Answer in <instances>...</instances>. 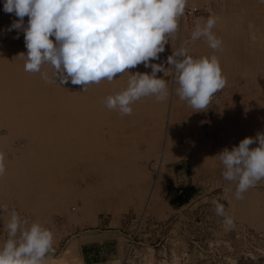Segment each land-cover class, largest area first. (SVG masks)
I'll list each match as a JSON object with an SVG mask.
<instances>
[{
    "label": "rangeland",
    "instance_id": "obj_1",
    "mask_svg": "<svg viewBox=\"0 0 264 264\" xmlns=\"http://www.w3.org/2000/svg\"><path fill=\"white\" fill-rule=\"evenodd\" d=\"M242 3L245 5L252 4L254 10L248 11V17L245 16V20L237 16L236 26L246 31L248 35L251 32L253 34L256 33L253 38L250 37V34L248 41L256 44L260 43L259 37L262 31H264L261 30V28L264 29V2L262 0H224L219 2L220 6L217 5L213 8V11L215 15L221 11L228 14L235 13L237 11L233 12L231 8ZM189 4L198 6L194 0H189ZM3 5L0 1V16L5 13ZM238 9V11L242 12V9ZM199 16L200 18L202 17L201 20H206L210 16V13L207 9L201 8L200 13L187 21L185 26L181 27L179 23L178 31L173 35L174 42L177 39L176 43L185 48L203 41V39H199L193 42L191 40L192 32L188 31L195 28V21H197ZM237 38H240V35ZM187 49L189 50V48ZM166 61L167 59L160 58L153 61V63L166 64ZM262 62L264 64V60ZM165 66L167 67V64ZM129 72L133 73V70L130 69ZM148 73H151V70ZM169 74L170 70L167 69L164 73L157 74L168 85L167 97L164 99L166 106L161 109L162 111H158L159 107L157 108L155 104L153 106L155 110L153 109V111L148 110L149 107L145 109L146 105L143 107L139 105L134 108L132 107L134 112L131 115L132 117L122 116L120 113L115 115L116 112H107L103 117L101 115V106L107 96L124 90L117 88L119 84L118 80L112 81V86L110 85L109 87L106 86L105 81H101L99 84H91L87 87L86 91H82L81 86L72 85L70 82L63 86H60L58 83H49V105L51 106L52 102L56 104V108L58 104L64 105L67 114L72 113L73 117L74 114L76 116V118H73L70 115L71 119L66 121L67 124L57 123L55 125L54 122L58 120V115L57 113H52L50 108L49 110L47 109L50 119L52 116L54 121H51L52 123L46 126L45 142L48 145L46 152L48 154V173H46V176L47 178L55 176L52 178L53 183L54 181L56 184L64 182L65 189L60 193V190L53 191L51 187V196L47 192L46 196H44L45 201L41 205L38 204L39 206L37 205L35 209L31 206L32 204L29 199L19 202L16 196L8 195V193L0 190V204H7L10 209L15 208L20 216L27 219L29 223L40 222L53 232L54 252L50 254L46 260V264H62V261L56 260L55 257L62 253L67 239L83 234L86 231L98 229L99 227H107L110 221L118 220L119 218L123 220L125 235L129 233L131 235L134 231H138L132 225L134 220L145 218L144 221H147L148 225L143 226V228L146 229L145 233L147 235L146 237H141L138 234L135 239L133 237V242L138 243L139 247L144 246L148 249H154L156 252L159 251L163 264H183L186 258L188 260L185 264H264V216L250 219L240 217L239 212L233 205L236 200V184L223 178V165L219 161L218 156H216L223 148L219 140L225 136L228 130L237 133L246 131L249 133L248 137H255L257 133H264V114L257 122L254 115L244 110L243 97L236 90L242 86V83L238 81L226 85L222 90L218 91L216 93L217 100H212L208 105L209 109L207 110L211 111L214 106H218L224 102L222 112L216 113L214 116L210 114L209 118L203 119L204 112H206L204 109L202 111L203 114H201L203 120L199 121L200 116L198 112H194L195 109L186 105L184 101H179L177 107H170L173 86L171 85L170 87ZM116 79L119 78L116 77ZM175 84L176 86L178 85L177 83ZM62 98H64V102H62ZM153 98L155 97L149 96L140 100L145 102L151 101ZM75 107H78L77 109L80 112ZM60 110V107H58L56 112H60ZM79 114L81 117L83 116L82 118L80 117L81 119L78 117ZM136 116H138V119ZM157 117H161L160 120L162 121L157 120ZM21 118L24 120L20 119V124L25 126L31 123V121H28L29 118L27 116L28 120L24 116H21ZM133 120H136L137 123L145 124V126L143 128L140 127L141 129L133 128L132 126H136L135 124H131ZM150 121L151 123H149ZM167 123L168 127L166 129ZM244 125L245 128H242ZM111 128L115 132V134L113 133L114 136L110 135L112 133L109 132ZM187 128L191 130L188 131ZM116 131H121L123 135L116 134ZM166 131L168 135L173 136L174 142L177 143L180 139L184 140L185 144L181 147L179 145V147L184 149L182 156L185 159L178 161L175 158L180 157V155L173 152L174 155L163 161L156 174V170H154V164L156 163L154 154L162 150V139ZM8 135V129L0 127V140L1 137ZM131 135H135L133 136L135 138L134 141ZM104 138H107V140H104ZM236 138L238 139V137ZM9 139L8 141H11L10 145H12V149L14 148L15 150L19 149V146H22L24 143V139L20 137ZM113 139L118 140L123 148L127 147L126 149H129L133 142L136 143L135 151L137 152H133L134 159H130L127 162L128 164H113L119 157H116V154L101 152L104 147L113 146V142L116 141ZM238 140H241V138ZM101 145L105 146L102 147ZM254 146L255 144L251 145V148H254ZM77 147H81L79 152H77ZM177 148L174 146V150ZM10 149L11 146L3 149V154L7 160L13 159V153L10 152ZM231 149L232 147L229 148V150ZM133 156L130 155L127 158ZM124 159L121 158V160ZM130 164H132L131 167H126V165ZM103 165H106V167ZM60 166L64 167L60 168ZM101 175H113L115 177L118 175L135 176L132 178L133 185L139 184L144 187L142 200L139 201L135 194L127 198V190H124V195L109 193L106 189L101 190V181L98 182V178ZM175 188L188 189L191 193L189 200L185 201L182 197L174 196L171 190ZM152 191L151 206L146 207V198ZM250 193H256L264 197V180L258 182L254 188L249 189L244 193V196ZM82 194L87 199L84 202L85 206L82 203ZM98 194H101V197ZM115 195H117L116 199H114ZM125 198L127 199L123 201ZM213 200L223 204L226 214L234 219L235 227L233 229H225L222 223L223 218L217 216L214 211ZM169 201L170 203H178L179 208H169L167 206ZM262 204L264 203L262 202ZM88 215L91 216L89 217ZM158 219L163 220V223H158ZM0 226L2 227V223H0ZM2 236L6 238V233L2 232ZM223 243L225 245H222ZM194 244H197L201 248L202 254L200 256L198 253L196 255L189 253ZM209 244H212V246L218 244L219 249L213 250L212 247V253L208 254L204 252L210 251L208 249ZM187 250L188 254L186 255ZM183 254L184 258H181Z\"/></svg>",
    "mask_w": 264,
    "mask_h": 264
},
{
    "label": "clouds",
    "instance_id": "obj_2",
    "mask_svg": "<svg viewBox=\"0 0 264 264\" xmlns=\"http://www.w3.org/2000/svg\"><path fill=\"white\" fill-rule=\"evenodd\" d=\"M187 4L188 0H4L3 10L18 17L7 31L24 34L27 53L19 56L25 60L26 72L40 73L46 83L63 86L70 82L82 91L128 73L127 87L107 96L104 103L109 110L131 116L132 105L142 98L166 99L168 85L157 75L166 69L177 76L176 94L194 112L208 108L213 96L226 86L216 55L193 58L181 47L167 57V67L153 63L178 31ZM217 19L209 16L197 22L191 40L203 38L211 49L220 50L222 40L213 32ZM141 64L151 68V73L129 72ZM45 65L53 70L51 76L42 70ZM253 144L258 146L251 148ZM216 156L223 165V178L236 184L235 199H243L244 193L264 180V133L245 137L238 146L225 147ZM5 172V156L0 152V176ZM212 204L225 229H233L234 219L224 205L216 200ZM0 223L6 233L0 240V264H46L54 252L49 228L29 223L7 204H0Z\"/></svg>",
    "mask_w": 264,
    "mask_h": 264
},
{
    "label": "bare ground",
    "instance_id": "obj_3",
    "mask_svg": "<svg viewBox=\"0 0 264 264\" xmlns=\"http://www.w3.org/2000/svg\"><path fill=\"white\" fill-rule=\"evenodd\" d=\"M0 1H1V4L3 5L4 0H0ZM228 3H229V1H228ZM238 8L242 9V12L238 11L239 10ZM214 10H216V9H214ZM251 10L252 11L254 10L252 4L251 5L250 4L245 5L244 3H242V4H238V5L234 6V8H231V11H233V12L237 11V12L231 14V16L229 17L230 18L229 24H225L224 18H221V17H218L215 15V17H218L216 26H219V27H221V30L222 29H224V30L221 32L222 47L220 50L214 51V55H216L219 59V63H220V67L222 69V73L227 79L226 85H230V84H232L234 82H238V81H240L242 83V86L237 88L236 90L243 97L244 110L248 111L247 113H249V114L251 113L252 115H254V118L258 122L262 118V115L264 114V67H263L264 64L262 62L264 60V31H262V34L259 37L260 43L256 44L254 42L248 41V37L250 36V34H251L250 37L253 38L255 36L254 34H256V33L253 34V32H251L248 35L246 31H244L243 29H240L236 26L237 25V19L236 18H238L239 16L241 19L242 18L244 19L245 16L248 17L247 13H248V11H251ZM238 12H239V14H238ZM263 17H264V14H263ZM16 19H18V17H16L14 14H10V13H4V15L0 16V127L8 129V134H9L6 137H1L0 152H3V149L5 147L7 148V147L11 146L10 152L13 153L12 154L13 155L12 160L5 159L6 172H5V175L0 176V190L3 191L4 193H8V195L11 194L14 197L16 196V198L18 199L19 202H21L24 199H26V200L29 199L31 204H32L31 206L33 207V209H35V207H37L38 204L41 205V203H43L45 201L44 196H46L47 192H48V195L51 196V193H50L51 187H52L53 191L60 190V193L62 192V190L65 189L64 182L56 184L55 181H54V183L52 182V178H54L55 176L52 178L51 177L47 178V176H46V173H48L47 172L48 154L46 153L48 145L45 142V140H46V128H47L46 126L48 124L52 123L51 121H54L52 116L50 119L48 110L50 108V111H52V113H57V115H58V120H56V122H54L55 125L57 123L58 124L59 123H63V124L66 123L67 124L66 121L71 119L70 115H72V117H73V114L72 113L67 114L64 105H59V104H58V107H60L61 110H60V112L59 111L56 112V110L58 109V107L56 108V104L54 102H52V104L50 106L49 105L50 102L48 101V100H50V97H48L49 83H46L45 80L42 79L40 73H28L24 70L25 60H24V58L19 56L20 53H25V54L27 53V49L25 47V42H24V34L22 31L18 32L15 29H13L12 31H7L8 27ZM24 19H25V24H27L28 17H25ZM261 30H264V29L261 28ZM219 33H220V31H219ZM238 35H240V38H237ZM17 36H19V38H16ZM169 40H170L169 43L165 46V51L160 54V58L167 59V57L172 54V51H175V50L181 48V46L176 43L177 39L174 42L173 36H171L169 38ZM199 50H201V49H199ZM203 53L205 54V52H203ZM190 54H191V52H190ZM42 70L46 71L49 76L52 75L53 70L49 66L45 65ZM132 70H133V73L137 72V70H138V72H141V73H145V72L148 73L151 70V68H145L143 66V64H141V65L137 66V68H134ZM128 76H129L128 73H124L121 76L118 75L117 78H119V79H115V80H118L119 84H118V87L117 86H115V87L125 89L127 87ZM175 83H176V81H175ZM105 84L107 87H109L112 84V82L109 83L108 81L105 80ZM172 86H173V88H172V93H171V104H170L171 108L177 107L179 105V101L180 102L182 101V100H180L179 96L176 94V91H175V89L178 87V85L176 86V84H174ZM54 88H55V85H54ZM59 88H61V87H59ZM66 95H67V93H66ZM76 95H78V94H76ZM90 95H93V94H90ZM231 96H233V95H231ZM98 97H100V96H98ZM230 98H232V97H230ZM92 100H93V98H92ZM62 102H64V98H62ZM184 102H186L185 103L186 105H189L187 103V101H184ZM76 104L78 105L77 102H76ZM154 104L157 106V108L159 107L158 111H160V112L162 111L161 109H163L166 106L165 100H163L161 102H157L156 99L153 98V100H151V101H145V102H142L141 100L139 102L137 101L133 104L132 107L134 108L135 106H139V105H141V107H143L144 105H146L145 109L147 107H149V109L148 108L147 109L150 111H153ZM150 106H151V108H150ZM77 108L75 107V109H77ZM72 109H74V108H72ZM86 109H87V107H86ZM207 109H209V107L206 108L205 110H207ZM78 112H80V111L78 110ZM107 112H110V113L116 112L115 115L117 113H119L118 111H115V110H109L106 107L105 103H102V106H101L102 117ZM88 113H89V111H88ZM132 113L134 114V112H132ZM150 113H152V112H150ZM80 114L78 116L79 118L81 117ZM154 114H155V112H154ZM21 116L22 117L24 116L25 118L27 116L29 118V120L27 118L26 119L28 121H31V123L26 124L25 126L20 124L19 120L23 119V118H21ZM136 117L138 119V116H136ZM237 117H238V114H237ZM73 118H76L75 114H74ZM160 118L161 117H157V120H160ZM87 119H89V117H87ZM127 119H128V117H127ZM72 120H74V119H72ZM151 121L149 123H151ZM160 121H162V120H160ZM102 122H103V120H102ZM90 123H92V122H90ZM169 123H170V121H169ZM116 124H118V123H116ZM131 124L136 125V126H132L133 128H139V129H141L140 127L143 128V126H145V124L143 125L141 123H137L136 120H133V122H131ZM147 124H148V120H147ZM82 125H83V123H82ZM108 125H110V124H108ZM84 126H85V124H84ZM80 127H81V125H80ZM160 127H161V123H160ZM167 127H168V123H167V126L165 128L167 129ZM106 128H108V127H106ZM112 128H113V126H112ZM112 128H111V130H109V132H112V133H110V135L114 136L115 132L112 131ZM242 128H245V125L242 126ZM70 129H72V128L70 127ZM118 130H119V127H118ZM33 131H34V133H33ZM121 131H119V132L116 131V134L123 135ZM93 132L95 133V131H93ZM71 135H73V134H71ZM82 135H83V133H82ZM133 136H135V135H133ZM133 136H132V139L134 141L135 138H133ZM248 136H249V133L246 131H243V133L242 132L237 133V132H234V131L232 132V131L228 130V132L225 134V136L221 137L219 140L220 144L223 146V148L221 150H223L225 147H227L229 149V148L233 147L234 145L236 146V144L238 146L239 142ZM15 137H20V138L24 139V143L22 144V146H19V149H17V150H15L14 148L12 149V145H10L11 141H8V140H10L9 138H15ZM172 137L170 135H168L167 131H166L165 135H163V138L165 139V145H164L163 149L159 153L157 152L158 154L157 153L154 154V157L156 160L155 161L156 163L154 164L155 165L154 170H156L155 171L156 174L158 172L157 170H159V167L161 166L163 161H166L167 158L172 157L175 153H178L180 156H182L181 151H179L178 149L174 150L175 145H174ZM236 137H238V139L241 138V140H238ZM100 138H101V136H100ZM235 138H236V140H235ZM105 139L107 140V138H104V140ZM113 140H116V139H113ZM99 143H101V142H99ZM113 143H112L113 146L112 145L106 146L101 151V152H108L110 154H116V157H119V158H117L118 160H116V162L115 161L113 162V164H117V165H121L124 163L126 164L130 159L131 160L134 159L133 152L134 153L137 152V151H135L136 143L133 142L130 145L129 149H126L127 147L123 148V146H121L122 144L118 140L114 141ZM73 144H74V142H73ZM162 145H163V143H162ZM103 146H105V145H103ZM257 146H258V144H255L254 147H257ZM250 147H251V145H250ZM77 148H78L77 152H79L81 150V147H77ZM56 150H58V149H56ZM173 152H174V154H173ZM101 155H102V153H101ZM130 155H132L133 157L127 158ZM121 158H125L124 159L125 161L121 160ZM131 165L132 164L126 165V167H131ZM103 166L106 167V165H103ZM61 167H64V166H60V168ZM98 168H99V166H98ZM129 169H131V168H129ZM116 173H117V171H116ZM53 175H54V173H53ZM71 175L73 176V174H71ZM110 175H108V176L101 175V177L98 178L99 179L98 182L101 181V183H102V184L100 183V185H101L100 189L101 190L106 189V191L109 193H116V194H120V195H122V194L124 195V193H125L124 190H127L126 191L127 192V198H129L133 194H135L138 197L139 201L142 200V198L144 196V194H142L144 187L140 186L139 184L133 185V183H132L133 179L132 178H134L135 176L133 177L132 175L131 176L130 175L129 176L118 175L115 177L113 175L112 176H110ZM56 181H58V180H56ZM98 186H99V184H98ZM94 187H96V186H94ZM89 190L91 191V189H89ZM131 191L134 193H132ZM152 194H153V191L146 198V202H145L146 207L151 206L150 201L152 200V197H153ZM81 196H82L81 197L82 203L84 204L85 200H87V199H85L83 194ZM93 196H94V194H93ZM116 196L117 195L114 196L115 197L114 199H116ZM119 197H121V196H119ZM127 198L123 199V201L126 200ZM262 202L264 203V197L257 195L256 193H250V194H246L243 199H236L234 201L233 205L235 206L236 210L239 212V215L241 218L250 219V218H257V217H263L264 216V204H262ZM90 205H88V206H90ZM84 206H85V204H84ZM82 211H84V210H82ZM88 216L90 217L91 215H88ZM258 219H260V218H258ZM0 229H2L1 226H0ZM0 234H2L1 230H0ZM56 264H58V263H56Z\"/></svg>",
    "mask_w": 264,
    "mask_h": 264
},
{
    "label": "crops",
    "instance_id": "obj_4",
    "mask_svg": "<svg viewBox=\"0 0 264 264\" xmlns=\"http://www.w3.org/2000/svg\"><path fill=\"white\" fill-rule=\"evenodd\" d=\"M221 1L224 0H194L195 4L197 3L198 7L200 8L204 7L205 9H207L210 13V16H215V12L213 11V8H215L217 5L220 6L219 2ZM231 14L221 11L219 12V14H216V16L224 18L225 24H229L230 23L229 17L231 16ZM201 19L202 17L200 18L199 16L197 18V21H195V23L196 24L197 22L203 23V21H206ZM193 30H188V31L192 32ZM223 30L224 29L221 30V27L215 25L213 32L218 38L220 37L221 39L222 35L220 33ZM185 48L187 49V47ZM188 48H189V50H187L188 55L192 56L193 58H200L205 56L211 57L212 55H214V50L208 46L207 42L204 39L198 44L194 43ZM203 52H205V54ZM223 107H224V102L222 104H219L218 106H214L211 109V111L205 110L206 112H204L205 115L203 119L209 118L208 116L210 114L214 116L216 115V113H221ZM198 114L200 116L199 121H202L203 119L201 118V114H203V112H198ZM187 129L188 131L191 130L189 128ZM163 139H162V143H163L162 149L165 145V139L164 140ZM183 144H185V142L182 139H180L177 143L174 142V145L178 147L177 149L178 150L180 149L179 151L181 152H184V149L180 148L181 146H183ZM175 159L180 161V160H184L185 158L184 156H180ZM184 191H188V189L175 188L171 190L174 196L182 197L183 199H185V201H187L189 200V197L185 198ZM167 206L171 209L179 208L178 203L177 204L170 203V201L167 203ZM162 221L158 219V223L162 224L163 223ZM146 225H148L146 222H141V227L139 228V235L141 237H146L147 235V233H145L146 229L143 228V226ZM4 238L5 236H2V234H0V240ZM125 241L126 239L123 231V220L119 218L118 220L110 221L107 227H99L98 229H93L92 231H86L83 234L76 235L75 237L67 239L62 253L58 254L55 257V259L61 260L62 264H125L124 263ZM141 251L145 253V257H144L145 259L137 262V264H163L162 263L163 260L160 257L159 251L156 252L154 249H150V248L141 249Z\"/></svg>",
    "mask_w": 264,
    "mask_h": 264
},
{
    "label": "built area",
    "instance_id": "obj_5",
    "mask_svg": "<svg viewBox=\"0 0 264 264\" xmlns=\"http://www.w3.org/2000/svg\"><path fill=\"white\" fill-rule=\"evenodd\" d=\"M201 11V8L198 6H194L192 4H189V0H188V4L187 7L185 8V13L183 15V17L180 19V25L183 27L186 25L187 21H189L190 19H192L193 17L197 16ZM177 80V76L175 75V73L173 71H170L169 74V83H170V87L171 85L175 84V81ZM217 100V94H215L212 98V100ZM145 218H137L136 220H134V222L132 223L134 229L136 228L138 231H134L131 235L130 233L128 235H125V260L124 263L125 264H137V262L142 261L143 259H145V253L143 251H141V249H146L144 246L143 247H139L138 243L136 244L135 242H133V237L135 239V237H137V235L139 234V228L141 227V222H146L144 221ZM152 224V223H151ZM223 242V241H222ZM222 245H225V243H223ZM213 250H217L219 249L218 244H215L214 246H212V244H209L208 249L210 251H204L208 254L212 253V248ZM189 253H193V255H196V253H198V255L200 256L202 254V250L201 248H199V246H197V244H194L193 248L189 251ZM188 254V250L186 255ZM181 258H184V254L181 256ZM187 258L185 259V261H183V264H185L187 262Z\"/></svg>",
    "mask_w": 264,
    "mask_h": 264
},
{
    "label": "trees",
    "instance_id": "obj_6",
    "mask_svg": "<svg viewBox=\"0 0 264 264\" xmlns=\"http://www.w3.org/2000/svg\"><path fill=\"white\" fill-rule=\"evenodd\" d=\"M185 192V198H188V197H190V191L188 190V191H184Z\"/></svg>",
    "mask_w": 264,
    "mask_h": 264
}]
</instances>
